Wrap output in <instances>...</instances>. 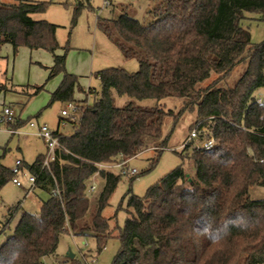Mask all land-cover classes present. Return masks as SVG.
<instances>
[{"label": "trees", "instance_id": "1", "mask_svg": "<svg viewBox=\"0 0 264 264\" xmlns=\"http://www.w3.org/2000/svg\"><path fill=\"white\" fill-rule=\"evenodd\" d=\"M153 1L148 22L128 13L99 19L100 31L126 60L135 59L139 70L97 72L101 90H89L97 96L92 106L74 101L79 81L66 73L69 49L57 54L59 27L31 17L45 13L52 2H0V49L9 44L15 53L21 47L51 52L50 78L65 75L50 105L68 102L79 109L75 120H67L78 124L74 134L54 132L60 149L50 168L44 167L45 155L24 165L37 177L35 190L50 198L41 202L40 214H22L0 247V264H42L56 254L69 230L74 236L93 238L97 253L102 252L118 228L103 211L125 162L160 142L159 158L166 149V121L176 123L188 110L196 112L191 132L199 125L212 134L187 141L189 135L177 153L182 163L143 197L127 193V219L116 236L120 249L113 264H264V198L251 196L254 188L264 187V95H258L264 91V41L253 44L250 30L243 26L247 14L264 19V0ZM243 63L247 67L238 82L220 86ZM213 74L217 78L203 87ZM121 98L126 99L124 106L117 105ZM167 98L187 102L175 114L161 104ZM149 100L154 103L145 104ZM16 123L13 128L24 125L19 119ZM209 138H214L215 147L206 150L200 144ZM185 160L193 164L192 177ZM122 163L116 168L119 174L99 167ZM95 176L104 181L99 194L89 192ZM12 178V171L0 164V189ZM53 189L58 194H52ZM17 209L9 210L10 217ZM210 237L219 239L213 242Z\"/></svg>", "mask_w": 264, "mask_h": 264}, {"label": "rangeland", "instance_id": "2", "mask_svg": "<svg viewBox=\"0 0 264 264\" xmlns=\"http://www.w3.org/2000/svg\"><path fill=\"white\" fill-rule=\"evenodd\" d=\"M21 0H0L6 5L16 4ZM38 2H52L48 10L41 14H32L35 21H47L57 25L56 38L60 45L57 54L62 55L67 47L66 73L78 77L79 86L74 93V101H86L89 106L94 105L97 96L89 94L90 89L100 93L101 82L96 73L108 68H123L129 72L139 70L135 59L126 60L121 52L111 43L98 28L99 19H117L122 13H128L140 22H148L150 11L154 8L153 0H35ZM108 3V5H107ZM243 26L251 33L252 43L259 45L264 41V19L258 14H247ZM54 65L53 54L40 49L31 51L21 47L15 53L9 44L0 49V113L11 107L16 119L24 122L19 128L20 136L12 135L6 124H0V164L13 169L15 162L21 160L23 165H32L37 157L48 153L46 142L37 136L38 126L47 125L51 131H59L64 136L74 134L77 125L69 122L59 124L61 111L68 102H53L52 94L60 86L65 73L50 78V69ZM246 64L236 66L232 72L219 84L222 87L234 86L246 69ZM216 75L204 82L203 87L209 86ZM43 87L38 93L36 89ZM83 90V91H82ZM258 95L263 96L260 90ZM259 96V97H260ZM126 99H117L118 106H124ZM187 101L178 98H167L161 102L166 109L179 113ZM154 101H146L152 105ZM30 122L36 128L29 126ZM196 122V112L185 111L174 123L167 120L164 127L163 140L166 139V149L157 158L162 143H154L151 147L135 158L127 160L124 170L136 169L138 174L130 176L123 174L117 189L110 198L109 205L103 211L105 218L111 219V226L118 227L114 237L109 240L102 252L97 253V243L91 237L74 236L69 230L62 235L55 255L46 257L42 264H113L120 249V241L116 237L127 219V193L143 197L149 187L158 182L182 163L177 153L182 152V145ZM17 124V123H16ZM196 143V142H195ZM158 159L154 168L151 164ZM24 167V166H23ZM184 168L190 177L194 175L192 162L185 160ZM115 174L120 170L112 168ZM21 181L27 187L28 179L23 174ZM96 185L94 194H99L104 181L98 176L91 180ZM253 199L264 198V187H257L251 191ZM50 194L34 190L26 195L24 188H19L10 180L0 189V247L12 235L24 212L40 214L41 202L47 201ZM20 206L19 209H17ZM16 211L10 217L9 210ZM8 224V227L6 225ZM5 228V229H4ZM242 264V263H241Z\"/></svg>", "mask_w": 264, "mask_h": 264}, {"label": "built area", "instance_id": "3", "mask_svg": "<svg viewBox=\"0 0 264 264\" xmlns=\"http://www.w3.org/2000/svg\"><path fill=\"white\" fill-rule=\"evenodd\" d=\"M108 5V3H107ZM260 105L263 104L262 99H258L257 101ZM79 109L78 106L74 103H68L61 111L62 115V121L60 122V125L63 122H67V120H75L77 117ZM18 119H16L14 111L11 107H5L3 111L0 113V124H6L8 127H11L9 132L13 135H20L23 134L19 128H13L12 126L16 124ZM64 124V123H63ZM29 126L31 128H36V124L34 122H30ZM199 125L191 132L190 137L187 141L197 138L200 134H212V131L208 127H201L198 128ZM37 136L42 138L47 146H48V153L45 155L44 160V167L50 168V163L53 162L56 158V152L60 149V142L59 137H57L54 133V131H51L47 125L38 126V132ZM200 146L206 150H211L215 147V140L214 138H209L206 140H203L200 144ZM126 163V162H125ZM125 163L122 164H116V165H99L100 168H121ZM13 173L12 182L14 185H16L19 188H24L26 190V195H30L33 193V191L36 188V182L37 177L34 176L29 172V170L25 167H23V162L21 160H17L15 162V166L13 169H11ZM23 174L24 176H27L28 179V185L27 187L24 185V183L20 179V175ZM123 174H127L130 176H136L138 174L136 169H131L130 171H124ZM96 190V185L92 184L89 188V192H94ZM52 194H58L57 189H53L51 191Z\"/></svg>", "mask_w": 264, "mask_h": 264}, {"label": "clouds", "instance_id": "4", "mask_svg": "<svg viewBox=\"0 0 264 264\" xmlns=\"http://www.w3.org/2000/svg\"><path fill=\"white\" fill-rule=\"evenodd\" d=\"M210 239L213 241V242H217L218 241V237H210Z\"/></svg>", "mask_w": 264, "mask_h": 264}, {"label": "crops", "instance_id": "5", "mask_svg": "<svg viewBox=\"0 0 264 264\" xmlns=\"http://www.w3.org/2000/svg\"><path fill=\"white\" fill-rule=\"evenodd\" d=\"M60 121V120H59ZM58 131V130H57ZM13 135V134H12ZM21 135V134H20ZM20 135H18V136H20ZM38 158V157H37ZM27 165V164H26ZM24 166V165H23ZM6 168H8V167H6ZM8 169H10V168H8ZM11 170V169H10Z\"/></svg>", "mask_w": 264, "mask_h": 264}]
</instances>
